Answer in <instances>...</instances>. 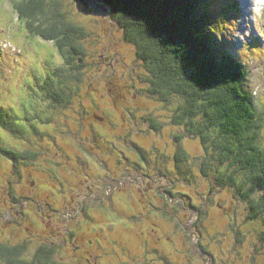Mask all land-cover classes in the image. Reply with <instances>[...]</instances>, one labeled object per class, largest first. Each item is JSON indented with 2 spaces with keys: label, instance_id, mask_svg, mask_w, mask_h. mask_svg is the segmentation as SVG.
<instances>
[{
  "label": "rangeland",
  "instance_id": "obj_1",
  "mask_svg": "<svg viewBox=\"0 0 264 264\" xmlns=\"http://www.w3.org/2000/svg\"><path fill=\"white\" fill-rule=\"evenodd\" d=\"M20 1L0 0V147L34 155L15 165L0 152V243L23 241L28 264H40L43 246L56 264H264V213L250 218L251 200L203 174L200 138L174 120L182 97L150 93L110 8L49 0L87 31L83 62L65 64L53 41L27 31ZM236 1L219 43L246 63L244 87L261 111L264 0ZM55 66L68 105L51 104L39 86ZM179 150L188 160H176Z\"/></svg>",
  "mask_w": 264,
  "mask_h": 264
},
{
  "label": "trees",
  "instance_id": "obj_2",
  "mask_svg": "<svg viewBox=\"0 0 264 264\" xmlns=\"http://www.w3.org/2000/svg\"><path fill=\"white\" fill-rule=\"evenodd\" d=\"M101 1L110 8L124 38L135 46L148 71L150 93L162 100L172 95L182 97L174 120L200 138L205 151L200 161L203 174L213 173L220 187H234L239 196L251 200L249 217H260L264 213V105L260 111L253 93L244 87L250 73L246 63L229 47L221 46L218 36L235 24L238 2ZM15 6L27 31L53 41L65 64H72L74 56L83 62L86 51L80 40L87 33L83 26L49 6V0H21ZM82 64L71 67L81 69ZM53 70L55 76L47 74L39 86L51 104L68 105L72 98L63 86L66 75L63 68L55 66ZM152 123L160 129L158 121ZM0 152L14 158L15 163L18 156L34 155L5 147H0ZM188 157L186 151H177L179 163ZM25 246L24 242L0 243V257L5 264H28L19 258ZM43 247L36 254L37 261L56 264L51 257L53 249Z\"/></svg>",
  "mask_w": 264,
  "mask_h": 264
},
{
  "label": "flooded vegetation",
  "instance_id": "obj_3",
  "mask_svg": "<svg viewBox=\"0 0 264 264\" xmlns=\"http://www.w3.org/2000/svg\"><path fill=\"white\" fill-rule=\"evenodd\" d=\"M130 93H131V91H130ZM133 96H137V93L136 94H133ZM123 98H125V95L124 96H122ZM53 105H55V104H53ZM117 106V105H116ZM102 117V116H101ZM102 119H103V117H102ZM96 142V144L98 143L97 141H95ZM18 161H19V158H18ZM15 165H17V163H15ZM22 243H23V241H22Z\"/></svg>",
  "mask_w": 264,
  "mask_h": 264
},
{
  "label": "bare ground",
  "instance_id": "obj_4",
  "mask_svg": "<svg viewBox=\"0 0 264 264\" xmlns=\"http://www.w3.org/2000/svg\"><path fill=\"white\" fill-rule=\"evenodd\" d=\"M245 1H247L248 3L250 2H252V3H254L255 2V0H245ZM248 3H246L247 5H248Z\"/></svg>",
  "mask_w": 264,
  "mask_h": 264
}]
</instances>
